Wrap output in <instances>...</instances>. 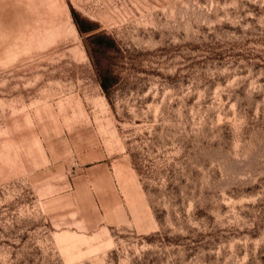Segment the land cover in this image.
I'll list each match as a JSON object with an SVG mask.
<instances>
[{
    "label": "rangeland",
    "instance_id": "obj_1",
    "mask_svg": "<svg viewBox=\"0 0 264 264\" xmlns=\"http://www.w3.org/2000/svg\"><path fill=\"white\" fill-rule=\"evenodd\" d=\"M0 264H264V0H0Z\"/></svg>",
    "mask_w": 264,
    "mask_h": 264
},
{
    "label": "trees",
    "instance_id": "obj_2",
    "mask_svg": "<svg viewBox=\"0 0 264 264\" xmlns=\"http://www.w3.org/2000/svg\"><path fill=\"white\" fill-rule=\"evenodd\" d=\"M79 27L81 31H86V29H84L81 25H79ZM101 85L104 88V90L108 89V78H106V76L102 77Z\"/></svg>",
    "mask_w": 264,
    "mask_h": 264
}]
</instances>
